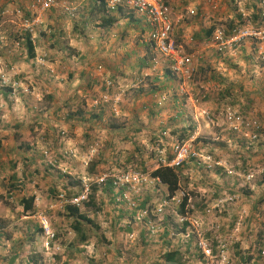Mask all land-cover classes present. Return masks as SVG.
I'll return each mask as SVG.
<instances>
[{
  "label": "rangeland",
  "instance_id": "374dc122",
  "mask_svg": "<svg viewBox=\"0 0 264 264\" xmlns=\"http://www.w3.org/2000/svg\"><path fill=\"white\" fill-rule=\"evenodd\" d=\"M2 1L0 264H167L164 253L168 251L180 253V264H264V203L256 200L257 188L264 183V167L253 162L254 144L247 140L242 145L244 131H235L226 120L227 108L214 113L211 120L203 114L209 123L201 126L194 142L201 155L210 156L211 166H197L195 161L185 164L180 190L168 200L166 188L150 172L160 165L161 155L168 159L173 154L177 142L196 136L192 119L177 115L182 126L176 133L177 116L173 119L168 111L172 97L167 101L166 95L161 96L160 106L155 96H137L141 83L135 88L123 86L127 90L122 87L120 97L105 90L109 78L98 87L94 81L106 74L87 53L92 43L86 44L80 35L78 42L86 46L78 50L68 47L66 35L64 40L52 32L54 25L59 33L67 27L79 36L76 23L83 19L79 7H74V15L62 6L42 13L32 32L35 56L29 57L21 22L36 12L19 16L13 1ZM226 1V5L225 0L220 2L234 15V24L260 22L259 0L258 9L254 4L257 19L250 14L236 17L247 0ZM210 45L217 50L214 43ZM152 58L158 59L156 67L167 69L160 56L153 53ZM195 74L186 81L203 92ZM157 86L158 81L147 85ZM131 107L137 117L134 122ZM261 131L262 126L260 136ZM248 168L254 170L249 180ZM129 172L130 182L114 185ZM132 172L140 174L138 182L130 178ZM109 179L112 187L105 189ZM184 192L189 199L182 217L177 208ZM77 193L87 195L79 211L91 220L80 222L79 231L65 208ZM29 197H33L32 207L25 210ZM185 220L188 225L183 228ZM44 223L54 238L46 235ZM199 238L209 244V256L198 247Z\"/></svg>",
  "mask_w": 264,
  "mask_h": 264
},
{
  "label": "crops",
  "instance_id": "0c3cea01",
  "mask_svg": "<svg viewBox=\"0 0 264 264\" xmlns=\"http://www.w3.org/2000/svg\"><path fill=\"white\" fill-rule=\"evenodd\" d=\"M7 1H13L16 7L22 8L26 13L35 12L32 6L34 0ZM61 1H67L69 5L79 7L82 10V22L80 19V23H76V26L77 24L80 26L81 33L78 36V34H74L76 33L74 30L65 29L67 27L62 29L64 33H59V29L54 25H52V32H57L56 35H62L64 40L66 35L69 42L68 47L75 46L78 50L82 46L92 43V49L87 53L93 55L94 59L100 63L99 65L103 69L105 68L106 74H102L103 77L94 81L98 87L102 86L103 79L109 78L114 84L113 88H109L114 97L115 94L120 95L123 86L127 89L135 88L140 83L142 89H136L140 92L137 96L142 94L155 96L157 97V104H160L161 96L166 95L167 101L172 97L171 110H168L171 111L170 115L174 119L177 115L187 114L192 119V126L196 128L193 132L195 135L199 133L198 130L201 126L208 125V119L211 120L210 116H214V113L221 114L225 107L227 110L232 108L235 111L236 109L237 113L241 112L240 114L243 111H250L252 113L250 116L256 118L262 126V135H259L258 139L252 142L254 144L252 149L254 152L253 162L262 168L264 167V61L258 59L256 43L251 40L224 52H219L210 45L211 38L218 27L226 23L227 28H229L234 24L232 19L234 15L224 6L227 4L226 0L224 5L221 4V0H165L173 22L172 39L185 53L193 55V65L196 72L194 79L203 88V92L194 87L191 82L187 83L184 79H182L183 81L180 80L181 78L178 80L168 68L166 69L159 64L156 67L157 63L153 64L152 60H149L153 54L147 44V30L149 28L137 15L128 13L121 8L111 13L106 12L101 0ZM2 2L0 0V7L3 8ZM255 3L257 0H247L245 7L240 8L242 13H238L236 17L243 19L244 17L241 16H249L250 14L253 19H257L255 5L258 9V4ZM92 17L93 22L91 23ZM105 19L114 20L111 24L104 25ZM90 25L93 28L92 32H90ZM74 35L77 38L74 39ZM80 35L86 44L83 43V45L82 41L78 42V39L81 38ZM52 36L54 35H49L50 38ZM88 37H91L92 40H89ZM45 47L48 48L47 45ZM157 55L159 56V54ZM100 56L108 60L109 64L104 63ZM106 69L111 72H106ZM139 72L140 74H138ZM149 81H158V86L147 87ZM200 94H202L201 97ZM118 96L117 98L120 97ZM234 101L236 103H233ZM146 104L145 99H142L141 105L146 108ZM133 108L131 107V114L134 122L137 117L132 111ZM204 113L208 114V119L203 117ZM178 122L181 123L180 126L177 125ZM174 123V131L179 133L182 119H178L177 116ZM245 138L240 140L242 145L247 144V140L251 143L249 137ZM214 139L217 140V136L212 137V140ZM228 139L224 138L223 140ZM221 155L224 156L225 154L221 153ZM162 186L166 188L165 185ZM257 190L256 200L260 202L262 199L261 202L264 203V183L263 187H259ZM260 207L259 205L258 210Z\"/></svg>",
  "mask_w": 264,
  "mask_h": 264
},
{
  "label": "built area",
  "instance_id": "2783aa9c",
  "mask_svg": "<svg viewBox=\"0 0 264 264\" xmlns=\"http://www.w3.org/2000/svg\"><path fill=\"white\" fill-rule=\"evenodd\" d=\"M258 4L259 14L261 16L259 23H236L229 28L220 26L215 30L210 43H214L219 52H224L228 49L241 46L247 40H251L256 43V53L261 56V59H264V0H259ZM32 6L36 12L35 17H32L30 14L28 17H23L21 22V24L24 25L23 31L31 34L35 32L34 25L36 24L35 22H38L39 16L51 8L62 6L68 14L74 15V7H69L67 1H63L59 4L58 0H34ZM119 8L133 15H137V17L148 26L147 44L149 49L153 53L159 54L161 59H163L162 61L167 64V68L171 71L172 75L180 77L185 81L191 79L195 72V67L193 65L194 57L191 53H185L172 39L173 22L165 0H105V9L107 12H113ZM14 11L19 16L26 15L19 8ZM152 63H158V59L152 58ZM110 87L111 82L107 81L106 88L109 89ZM240 113L228 109L225 118L230 122V126L236 129L235 131H244L242 135L249 137L251 142H253L258 138L261 125L256 118L250 116V114H252L250 111H243L242 114ZM195 138L196 137L193 136L184 141L177 142L173 148V157L166 159L161 155L159 157L161 163L168 166H182L186 162L195 161L197 164L203 162V164L211 166L210 156H203L195 149ZM260 170H262V168ZM253 171L252 168H248L245 173L247 180L254 177ZM129 174L130 172L126 173V175H122L121 178L118 177V179L113 182L114 185L119 186L126 182H130ZM130 178L138 182L140 174L132 172V177ZM86 196L85 193H79L78 195L70 197L67 203L79 206V204H83V202L86 201ZM227 200L232 201L233 198L228 197ZM43 229L46 235L51 234V238H54L47 224H43ZM197 244L205 256L211 254V248L204 239L199 238Z\"/></svg>",
  "mask_w": 264,
  "mask_h": 264
},
{
  "label": "trees",
  "instance_id": "16d2710c",
  "mask_svg": "<svg viewBox=\"0 0 264 264\" xmlns=\"http://www.w3.org/2000/svg\"><path fill=\"white\" fill-rule=\"evenodd\" d=\"M101 1H102V5L105 7V0H101ZM113 20L105 19L103 21L104 25L111 24V22ZM26 48L28 50L29 57H34L35 56L34 44H33V41L30 39L29 34L26 35ZM104 88L107 89L105 84H104ZM171 157H173V155H171L168 159H170ZM189 162H191V161H189ZM187 163L188 162H186L185 164H187ZM185 164H183L182 166H179V165L178 166L158 165L157 167L152 169L150 172V177L158 178L160 180V183L166 186L168 200L173 199L174 195L177 193V191L180 190V187H181L180 186L181 168ZM105 185H106L105 189H107V187H108V189L111 188L112 187V180H110V179L107 180L105 182ZM78 194L79 193H77L75 195H78ZM182 194L183 195L181 197V201H180L179 206L177 208V212L179 215L186 216L187 212H186L185 206L188 202L189 197H188V193L184 192ZM86 202L87 201H84L83 203H86ZM32 203H33V197H29L28 199H26L24 201V206H23L25 208V210L31 209ZM66 204L67 205L65 206V208L68 210V213L71 216H74V218H75V224L73 227L74 229L79 231L80 230L79 229L80 222H82V221L83 222H90L91 221L84 213H81L79 211V206L69 204V203H66ZM143 204L144 203H142V205ZM0 224H1V221H0ZM186 225H188V221L185 220V221H183V228H185ZM1 227L2 226H0V229H1ZM82 239H84V237H82ZM179 255H180V253L178 251H168V252L164 253V258H165L166 262H170V264H180ZM176 256H177V258H176Z\"/></svg>",
  "mask_w": 264,
  "mask_h": 264
},
{
  "label": "clouds",
  "instance_id": "9594fccd",
  "mask_svg": "<svg viewBox=\"0 0 264 264\" xmlns=\"http://www.w3.org/2000/svg\"><path fill=\"white\" fill-rule=\"evenodd\" d=\"M17 8H18V7H16L15 9H17ZM19 9H21V10L23 11L22 8H19ZM51 9H52V8H51ZM105 10H106V9H105ZM23 12H24L26 15H27V13H29V12L26 13L25 10H24ZM106 12H107V11H106ZM1 13H3V12H1ZM109 13H111V12H109ZM29 15H30V14H29ZM29 15H27V16H29ZM25 33L29 34V35H30V39L33 41V39H32L33 35H32L31 33H29V32H25ZM99 67H100V66H99ZM195 137L197 138V135H196ZM246 137H247V136H246ZM258 137H259V133H258ZM196 138H195V139H196ZM257 139H258V138H257ZM257 139H256V140H257ZM251 143H252V142H251ZM200 164H203V163L200 162ZM160 165H163V164L161 163V161H160ZM196 165L199 166V164H197V163H196ZM204 165H206V164H204ZM206 166H207V165H206ZM154 179L157 180V181L160 183V180H159L158 178H154ZM160 184H161V183H160ZM182 217H184V216L182 215Z\"/></svg>",
  "mask_w": 264,
  "mask_h": 264
}]
</instances>
